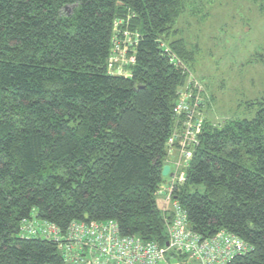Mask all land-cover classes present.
<instances>
[{"label":"trees","instance_id":"obj_1","mask_svg":"<svg viewBox=\"0 0 264 264\" xmlns=\"http://www.w3.org/2000/svg\"><path fill=\"white\" fill-rule=\"evenodd\" d=\"M200 1L0 0V264H64L57 243L23 234L31 219L62 233L113 220L165 246L174 202L204 238L251 246L228 264H264V102L218 125L202 115L175 27ZM191 146L162 210V169Z\"/></svg>","mask_w":264,"mask_h":264},{"label":"rangeland","instance_id":"obj_2","mask_svg":"<svg viewBox=\"0 0 264 264\" xmlns=\"http://www.w3.org/2000/svg\"><path fill=\"white\" fill-rule=\"evenodd\" d=\"M200 4L203 9L198 11L189 2L175 27L188 49L195 50L188 65L189 84L203 89L201 95H194L204 103L202 115H210L217 125L234 111L252 117L256 109L245 110L247 104L264 102V0H203ZM124 41L128 42L127 35ZM121 51L126 53L124 48ZM171 196L162 194L164 207L170 205Z\"/></svg>","mask_w":264,"mask_h":264},{"label":"built area","instance_id":"obj_3","mask_svg":"<svg viewBox=\"0 0 264 264\" xmlns=\"http://www.w3.org/2000/svg\"><path fill=\"white\" fill-rule=\"evenodd\" d=\"M118 72L122 69L119 68ZM196 131H200V124ZM191 133L186 132L185 136ZM193 141L197 142L196 139ZM193 148L184 150L187 161L192 157ZM174 207L165 246L136 235H122L113 220L91 223L73 221L62 233L54 223L31 219L24 222L22 231L27 236L42 235L57 243L64 264H171L172 252L185 256L184 264H228L233 257L251 250L249 244L225 230L204 238L189 227L186 212L177 202H174Z\"/></svg>","mask_w":264,"mask_h":264},{"label":"crops","instance_id":"obj_4","mask_svg":"<svg viewBox=\"0 0 264 264\" xmlns=\"http://www.w3.org/2000/svg\"><path fill=\"white\" fill-rule=\"evenodd\" d=\"M168 162L169 163L167 165L170 166V173L174 174V175H173V177L171 175L167 176V177H170L169 180H166V177H165V182L162 183V188H161L160 193L158 195V203L159 202L161 203V205H162L161 209L162 210L164 208V203L162 201V194H164L165 197H167L170 186H172L176 183H182L183 182V180L186 177V175H185L186 174V168L189 164V161H187L183 157V155L181 154V152L178 149L173 150V152L170 154V159ZM166 201H167V199H166ZM173 257L170 258L171 264H184L186 262L184 258H183V260L179 261L178 259L173 258ZM183 257H185V256H183Z\"/></svg>","mask_w":264,"mask_h":264},{"label":"water","instance_id":"obj_5","mask_svg":"<svg viewBox=\"0 0 264 264\" xmlns=\"http://www.w3.org/2000/svg\"><path fill=\"white\" fill-rule=\"evenodd\" d=\"M169 174H170V166L165 165L162 169V175L165 177V176H168ZM167 245H169V244L167 243Z\"/></svg>","mask_w":264,"mask_h":264},{"label":"bare ground","instance_id":"obj_6","mask_svg":"<svg viewBox=\"0 0 264 264\" xmlns=\"http://www.w3.org/2000/svg\"><path fill=\"white\" fill-rule=\"evenodd\" d=\"M188 161H189V160H188ZM170 175H171V173H170L168 176H170ZM173 175H174V174H172L171 176L173 177ZM165 177H167V176H165ZM184 180H185V179H184ZM184 180H183V181H184ZM174 185H175V184H174ZM174 185H172V186H174ZM172 186H170L171 189H172Z\"/></svg>","mask_w":264,"mask_h":264}]
</instances>
